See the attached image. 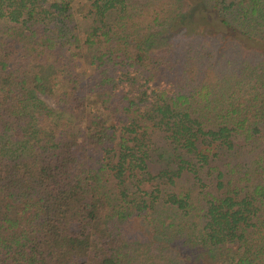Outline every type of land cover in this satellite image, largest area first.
<instances>
[{
	"label": "trees",
	"instance_id": "1",
	"mask_svg": "<svg viewBox=\"0 0 264 264\" xmlns=\"http://www.w3.org/2000/svg\"><path fill=\"white\" fill-rule=\"evenodd\" d=\"M199 1L0 0V264H264V0Z\"/></svg>",
	"mask_w": 264,
	"mask_h": 264
},
{
	"label": "rangeland",
	"instance_id": "2",
	"mask_svg": "<svg viewBox=\"0 0 264 264\" xmlns=\"http://www.w3.org/2000/svg\"><path fill=\"white\" fill-rule=\"evenodd\" d=\"M200 1L199 0H188V4H189V7H193V6H196V5H199ZM206 15V14H205ZM201 16H204L203 14ZM206 16L202 17V18H205ZM219 21V20H217ZM216 21V22H217ZM212 22H214L212 20ZM214 22V23H216ZM220 22V21H219ZM217 25H219L218 23H216ZM80 26V25H79ZM191 26H193V24H191ZM221 26V25H220ZM219 26V27H220ZM223 29V27H222ZM259 44V43H258ZM263 45L259 44L258 47L263 49L262 47ZM40 97L49 105V106H52V107H56V102L55 100L50 97V96H47V95H40ZM120 137L121 135L118 136V139L116 140L117 143H119L120 141ZM109 178H105V182H104V185H105V188L107 189V191L114 196V194L117 192V187H116V184L111 181V180H108ZM185 181L183 182H179L178 185H177V188H172V189H175V191H178V192H186L188 191V189L190 188H193L192 184H193V181H191V179H184ZM131 186V185H129ZM147 189H148V192L152 191V187L151 186H146ZM131 191H135V189H132L130 188ZM5 213V209L2 208V205H0V218L3 217V214Z\"/></svg>",
	"mask_w": 264,
	"mask_h": 264
}]
</instances>
